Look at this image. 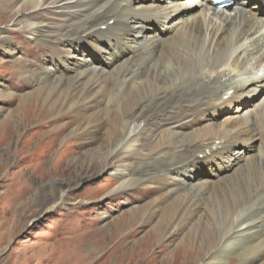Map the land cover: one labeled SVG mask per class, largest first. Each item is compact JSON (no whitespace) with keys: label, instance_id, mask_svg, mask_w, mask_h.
I'll use <instances>...</instances> for the list:
<instances>
[{"label":"bare ground","instance_id":"1","mask_svg":"<svg viewBox=\"0 0 264 264\" xmlns=\"http://www.w3.org/2000/svg\"><path fill=\"white\" fill-rule=\"evenodd\" d=\"M159 1L0 0V11L10 8L17 16L11 28H0L4 51L19 50L11 29L23 30L49 51L43 75H31L37 81L18 95L17 108L0 109V128L27 123L44 105L34 134H39L36 151L54 149L67 132L73 137L65 148L74 151L77 135L87 134L78 146L92 148L88 157L94 162H87L82 176L110 171L118 184L112 195L156 182L150 204L132 206L121 218L132 220L167 203L177 225L176 230L170 226L167 243L197 219L203 224L202 204L211 193L219 194V217L213 213L204 221L196 246L206 253L215 250L197 264H226L225 254L240 249L238 264H264V0H235L229 9L211 0ZM120 47L125 50L119 53ZM0 97L10 99L14 92L1 88ZM234 102L237 113L229 121L224 116ZM58 108L72 119L44 130V121ZM162 146H172V153ZM131 155L133 160H125ZM42 158L26 163L40 169ZM243 161L247 173L238 170ZM57 202L45 201L42 209ZM71 234L63 232L65 238ZM149 242L154 243L143 241L140 249Z\"/></svg>","mask_w":264,"mask_h":264},{"label":"rangeland","instance_id":"2","mask_svg":"<svg viewBox=\"0 0 264 264\" xmlns=\"http://www.w3.org/2000/svg\"><path fill=\"white\" fill-rule=\"evenodd\" d=\"M159 3L165 4L166 1L162 0ZM226 11V14L230 13V11ZM16 17L11 14L10 8L2 9L0 11V28H11ZM52 22L54 24L56 20ZM10 31H13L10 37L19 47V50L15 55H9L0 46V91L1 88L9 87L14 92V97L10 99L0 97V109L3 108L4 110L17 108L18 95L30 92L33 84L37 81L31 79V75L35 76L36 73H40L42 76V68L48 64L46 59H49L47 47L37 44L23 30L11 29ZM122 50L125 49L117 48L119 53ZM115 55L117 54L114 52ZM20 61L21 63H19ZM22 71L25 73L23 74ZM237 106L238 104L234 102L231 106L233 109L227 112L224 117L231 121L230 117L237 113ZM44 108L45 106L42 105L40 112L38 111L36 114V118L27 121V123H21L19 126L15 123L13 126L11 124L9 127L0 128V142H4L3 145L0 143V264H197L199 260H202L203 263L205 258L214 253V248L206 253L205 250H199L196 246L199 247L197 245L198 236L205 232L204 221H210L213 213L219 217L216 211L219 194L211 193L210 200L208 199L205 204H202L200 215L205 218L203 224H200L197 219L186 231L179 232L181 237L177 234L172 242L167 243L166 237L170 226L174 230L177 226L173 221L176 214H174V210L171 211L167 203H165L166 207L163 206V202L157 203L159 205L156 204L153 207L155 208L154 211L151 210L150 213L140 212L141 216L137 214L139 217L136 216L132 220L121 218L123 215L127 216L132 206H148L150 204L155 196L156 182L148 181L145 187L142 186L133 191H123L117 195H112L110 191L116 188L118 184L113 181L115 178L110 171L105 170L90 177L82 176L87 171V162L90 161L88 157L90 152L88 153V151L92 148L78 145L87 141L89 137L87 134L77 135L79 142L77 141L78 145H75L74 151L65 148V141L72 136L69 135V132H67L66 138L64 136L59 138L60 141L64 140L59 142L54 149L36 151L35 147L39 142V134L35 136L34 134L38 130L37 126L41 120L40 115H42L40 113H44ZM58 109L52 112L53 116L44 121L46 124L44 130H49L54 126L58 128L59 124L56 121L65 124L72 119L73 116L70 113L63 115V112L61 113ZM2 118L3 116L1 117L0 114V120ZM17 118L21 119L19 116ZM49 120L50 122L47 123ZM6 129L8 130L6 131ZM28 130L29 134L27 133ZM26 135L28 136L27 140H30H26ZM163 148L165 147L162 146ZM165 149L167 153H172V151L170 152L172 146H166ZM30 154L31 156L27 158ZM39 158L44 161V167L40 169L31 164L28 166L26 163L28 159V163H36ZM119 159L120 157H115L112 160L116 162ZM133 159L134 156L132 155L125 158L127 161ZM90 162L93 163L94 161ZM82 169L86 170L83 171ZM238 170L247 173V161H243ZM202 173L205 175L204 172ZM15 174H17L18 179L14 176ZM211 177L213 176H209V178ZM56 180L62 183L59 189ZM197 182L194 181L196 184ZM10 184L13 186H11L12 189L9 188ZM63 197L65 200L62 199ZM213 197L215 201L212 205ZM54 199L58 202L53 209H42L45 201L53 202ZM31 218H33L32 222L30 221ZM116 220H118L119 226H115L118 229L114 232L112 228H114L113 225L117 222ZM158 221L161 222L158 223ZM107 226H109L108 229L98 231ZM64 230L65 232L70 231L74 235L71 234V237L65 238L63 236ZM154 231L160 235L158 234L152 239L149 235ZM150 240L154 243L149 242L140 249L143 241ZM44 243L49 244L46 251L43 246ZM133 251L139 255H133ZM241 251L240 249L226 253V264H231L235 262L234 260H238L235 263L238 264ZM69 254L71 255L69 256ZM188 254L192 256L187 261L184 257ZM64 259L65 261H63Z\"/></svg>","mask_w":264,"mask_h":264}]
</instances>
